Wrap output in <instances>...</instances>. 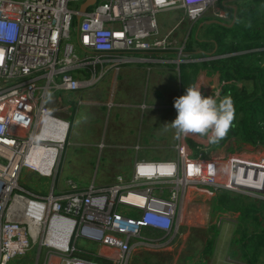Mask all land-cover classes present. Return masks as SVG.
Here are the masks:
<instances>
[{"label":"built area","instance_id":"built-area-1","mask_svg":"<svg viewBox=\"0 0 264 264\" xmlns=\"http://www.w3.org/2000/svg\"><path fill=\"white\" fill-rule=\"evenodd\" d=\"M85 1L0 0V264L25 258L36 246L50 249L43 264H55L53 259L58 264H97L75 256L79 240L102 248L111 245L118 256H97L113 264H130L134 254L152 246L150 234L167 237L163 248L173 246L186 225L192 186L264 201V153L254 158L234 155L225 147L229 132L217 143L199 134L178 136L174 151L182 166L138 160L114 186L83 187L69 180L68 191L47 197L16 193L24 169L56 181L71 126L50 108L57 91L74 94L97 86L108 71L119 72L122 65L134 63L130 53H169L177 48L172 37L184 21L196 22L210 10L217 18H227L225 11L215 10L218 0H97L76 24ZM171 9H180L183 19L167 35L158 36L157 15ZM185 48L184 43L177 49V60L187 58ZM173 64L180 70L183 63ZM86 69L92 78L81 81L74 73ZM216 91L223 97L238 88L223 79L208 96ZM60 108L69 110L65 105ZM53 146L58 153H48L45 161L51 170L43 173L30 161ZM141 149L138 146L136 152ZM18 201L38 207L15 211ZM41 206L42 212L34 211ZM33 223L51 225L54 232L39 241L40 234H32ZM114 236L124 239L110 242Z\"/></svg>","mask_w":264,"mask_h":264},{"label":"crops","instance_id":"crops-1","mask_svg":"<svg viewBox=\"0 0 264 264\" xmlns=\"http://www.w3.org/2000/svg\"><path fill=\"white\" fill-rule=\"evenodd\" d=\"M245 2L246 0H218L215 10L217 12L225 11L227 18L221 19L216 17V20L205 22L201 25V28L199 27L200 30L199 32H196L192 41L189 40L187 42V45L189 42L192 44V46L188 48L189 50L185 44L187 58L180 63H183L186 66L194 65L193 67L188 68L186 72L192 76L196 75L195 84L201 88L203 96L211 94L213 89L220 85L221 80H223L221 75L213 70L211 63H215L220 59H226L235 55L220 54L219 51L224 52L225 48L219 43V40L227 35L225 45L229 48L232 42L229 33L236 23V12L238 7L244 5ZM210 11H212V15H214L213 10ZM232 13L235 14L234 18L232 17ZM203 17L201 19H203ZM229 18H231V22H229L230 24L225 23ZM182 19L183 12L180 9H171L159 13L157 15L158 36L167 35L172 29L178 26ZM188 22L190 23L188 20L184 21L179 26V28L185 26L186 40L190 37L189 31H191V34L195 32V27H192V30L187 27ZM183 31L184 30H182L180 34L175 33L174 37L178 38L181 36ZM180 47L182 46H179L177 43V48H172L169 50V53L158 51L130 53L128 55L134 59L135 62L122 65L119 72L114 70L108 71L105 78L101 80L97 86L93 88H85L74 94H69L62 90L55 93L53 101L50 104V108L54 113L53 115L59 119L69 121L71 124L67 138L69 144L67 143L68 145H65L64 149H61L60 153V173L63 174V178L61 179V184L57 187L56 193L68 191L67 185L65 186L66 180L72 179L78 183L86 182V180L82 177L85 173L79 166L71 170L66 168L63 169V162L66 161V156L70 159H77L83 155L89 158L95 157L96 159H99L101 156L104 157L106 150L116 149L123 151L124 149L131 148L140 142V147L142 148L140 152L137 153L135 151L136 154L133 153V157L125 160L121 159V168L114 171L116 172V175H118L119 173H123L125 171H129L128 173L130 174V172H132L130 170H133L136 158L161 161L156 157L168 156L167 149L164 150L166 145H170V147L174 150L178 140L176 130L175 134H172L171 142H168V133L161 134L156 121H152V117L149 121H147V125L149 127L148 134L153 133L156 137H149L147 142H142V138H140L133 143L120 145V147H123L122 149L117 147L116 141L119 137L126 134H122L117 131L118 126L124 125L123 122L139 121V123H141L143 122L144 115L148 117L150 114H154V112H156L155 109H149L148 111L143 112L135 108L137 105L149 103L151 101H164L163 98H165L168 94V87L173 86V83H168L166 81V77L162 75L165 73V69L177 72L179 94L181 93L182 96L181 80L179 77L180 70L178 66L173 64L174 61L178 59L177 49ZM255 51H261V49H255ZM263 59L264 57L262 55L260 60L263 61ZM98 71L100 73L102 69L98 68ZM74 74L78 75L81 81H87L92 78L87 69L80 70ZM174 96L175 94L172 93L169 99H173ZM80 102L82 104H79ZM136 102L139 104H136ZM111 103L114 105L112 108L109 107ZM61 105H65V107H68L69 110L67 112L61 110ZM63 117L67 119H64ZM107 127H111L110 130L107 131ZM72 129H75L73 135L76 137L77 141L73 140L71 137ZM86 135H88L87 139L84 138ZM81 137H83V139H81ZM189 143L194 146L193 141H189ZM102 144L106 145V147L102 146ZM67 146L70 148L66 154ZM78 146L85 148L84 151L76 150L75 147ZM109 146H112V148ZM256 147L264 149L262 146ZM85 151L86 153H83ZM60 173L57 176V179L59 178ZM35 176H39L41 179L31 177V184L27 189H29V191H31L34 195L45 197L49 196L51 191L46 193L43 189V179L49 178L42 177L38 174ZM92 181L93 180H91L90 183ZM103 186L104 185H98V187ZM19 208H21V205H19ZM83 245L90 246L91 248L93 246H97L98 250L95 251V249H93L94 252H91L95 256L104 254L103 248L99 247L95 243L85 240V243L80 245V249H84L89 252L87 249L82 247ZM35 248L36 251L34 254H29L25 258L18 259L12 264H38L37 261L40 260L39 255L41 254L42 249H40L39 246H36ZM48 255L49 253L44 256L43 261Z\"/></svg>","mask_w":264,"mask_h":264},{"label":"rangeland","instance_id":"rangeland-1","mask_svg":"<svg viewBox=\"0 0 264 264\" xmlns=\"http://www.w3.org/2000/svg\"><path fill=\"white\" fill-rule=\"evenodd\" d=\"M249 1L250 0H246V2ZM234 16L235 14L232 13L233 18ZM259 17H262V13L259 15ZM216 19L217 18L214 17V15H212V11H208L204 15L203 19H200L195 23L188 22L187 27H189L190 29L192 27H195V32L193 34H191V31H189L190 37H188V40H186L187 38L185 36L186 34L184 29L185 26H182L180 28L178 27L175 31L176 34H180L182 30L184 31L182 32L181 36H179L178 38L172 37V39L176 43H178L179 46H182L184 43L187 46V42L189 40L192 41V39L196 35V32H199L202 24ZM261 19L263 20V18ZM229 22H231V18H229L225 23H229ZM73 41L76 43L75 38ZM181 60L183 61L184 59ZM174 63H180V61L176 60L174 61ZM162 75L166 77V81L168 83H173V86L168 87V94L165 98H163L164 101H160V102L151 101L149 103L140 104L135 107L136 109H139L143 112L148 111L149 109H155L156 112H154V114H150L148 117L144 115L143 122L141 123H139V121L137 122L125 121L123 122L124 123L123 126L117 127L118 132L122 134L126 133L124 136L119 137L116 141L117 147L119 149L123 148L120 147V145H127L129 143H133L139 140L140 138H142V142H147L149 140L148 139L149 137H156L155 134L153 133L148 134L149 127L147 125V121H149L151 117L153 118L152 121H156L158 129L161 132V134L168 133L167 141L171 142L172 134H175V129H173L171 125L168 124H171L177 116V112L174 108V101L176 98L181 96V93L179 94L176 71L165 69V73ZM244 84L245 82H243V85ZM241 86L242 83H239L237 85L238 90L241 89ZM244 88H246L248 91H252L253 84L247 82ZM175 89L177 90V93ZM172 93H174L175 96L173 97V99H169ZM136 104L139 103L136 102ZM110 128L111 127H107L106 130L108 131L110 130ZM74 130L75 129H72L71 131V135H72L71 137L73 140L77 141L76 137L73 135ZM84 138L87 139L88 135H86V137ZM230 138L231 140L226 143L225 147H229L233 151L234 155L237 156L245 155L246 158H254L264 153V149L261 147L255 148L252 147L251 145L249 146L240 142L239 141L240 139L238 138H234V137H230ZM81 139H83V137H81ZM67 143L69 144V142L66 141L65 145H68ZM140 145L141 143L139 142L135 146H132L131 148L128 149H124L123 151L116 149L106 150L104 157L101 156L99 159H96L95 157L89 158L84 155L80 156L77 159L75 158L70 159L67 158L66 156L65 157L66 161L63 162V169L66 168L71 170L79 166L85 173V175H83L82 177L84 178V180H86V182H80L82 185L79 183L81 186L84 185L83 187H87L90 184L91 180H93L91 183H94L96 185H104L103 187L114 186L119 176L129 174L128 173L129 171L119 173L118 175H116V172H114L121 168V159L125 160L133 157V153H135L136 148ZM102 146L106 147V145L104 144H102ZM109 147L112 148V146ZM53 148H55V146H53ZM69 148L70 147L67 146L66 154L68 153ZM217 148H221V147H217ZM75 149L78 151L79 150L84 151L85 148L78 146L75 147ZM166 149L168 156H157L156 158H159L161 161L177 162L180 166H182L181 163L177 161L178 155L173 150V148L170 147V145H166L164 150ZM86 151L83 153H86ZM213 151L214 153L217 152V150H213ZM138 160H142V159L136 158L135 163ZM147 161H152V160H147ZM60 162H59V167L56 168V172H55L57 176L61 171ZM36 174L38 173L29 169H24L16 193L25 194V195L31 194V191L27 189L31 184V177L41 179V177L35 176ZM57 176H56V181L54 178L43 179V183H44L43 189L46 193L50 191L51 193H54L57 190V187L61 184V179L63 178V174L60 173L58 179ZM69 180L65 181V186L67 185V181ZM206 188L208 187L196 189V187L192 186L189 189L187 196V202L189 204L187 206V213L185 215L186 221L184 222L186 223V225H183L181 227L180 235L178 236L173 246H167L166 248H163L165 243L164 238L167 237H165L163 234H159V235L156 233L150 234L149 236H147V238H149V240L151 241L149 244L152 246L147 247L145 248V250L139 251L136 254H134L132 256L133 258L130 264H246L242 260L238 247L235 244V240H236L235 237H237L236 231L238 229L237 223L235 221L237 214H231V213L228 214V213H220V212L213 214V210L211 209V204L213 205L214 197L217 194H215L212 190L209 191ZM168 194L169 191L166 190L164 192V196H168ZM190 204H195V205H190ZM51 219L52 218H49V220ZM49 232H54V227H51V225H46V226L41 225L39 228V234H40L39 241L45 239L46 234ZM66 236H67V232H64V234H62L61 236V242L66 240L65 238ZM121 239L124 238L119 236H114L110 239V242ZM84 243L85 240H79L78 241L79 247ZM98 246L101 247L100 245ZM82 247L87 249L89 252H94L93 249H95V251L98 250L97 246H93L91 248L90 246L83 245ZM108 247L109 248H103L104 254L102 255L118 256L117 253L111 249V245H108ZM35 249L36 248H33L30 254H34L36 251ZM41 249L42 252L39 255L40 260L37 261L38 264L44 263L43 258L50 251V249L46 246L41 247ZM53 261L55 264H58V261L56 259H53Z\"/></svg>","mask_w":264,"mask_h":264},{"label":"trees","instance_id":"trees-1","mask_svg":"<svg viewBox=\"0 0 264 264\" xmlns=\"http://www.w3.org/2000/svg\"><path fill=\"white\" fill-rule=\"evenodd\" d=\"M236 13V23L229 33L232 39L229 48L225 45L227 35L219 40L225 48L224 52L219 51L220 54L235 55L211 65L222 79L236 85L245 82L240 90L230 95L234 102L235 119L229 130V137L238 138L240 142L253 147H264V59L260 60L262 55L264 57V0H250L238 7ZM261 13L262 17H259ZM191 46L189 42L187 49ZM193 66H180L182 95L186 88L198 87L195 84L196 75L186 72ZM247 82L253 84L254 91L244 88ZM212 210L213 214H237L235 244L242 260L246 264H264V201L254 200L240 193L222 191L215 195ZM75 256L97 264H113L109 259L95 256L79 246Z\"/></svg>","mask_w":264,"mask_h":264},{"label":"clouds","instance_id":"clouds-1","mask_svg":"<svg viewBox=\"0 0 264 264\" xmlns=\"http://www.w3.org/2000/svg\"><path fill=\"white\" fill-rule=\"evenodd\" d=\"M146 107V106H144ZM177 116L171 124L177 136L199 134L207 136L210 143H217L229 132L235 119L232 97L216 91L203 96L201 88L191 86L174 101ZM165 125V126H168Z\"/></svg>","mask_w":264,"mask_h":264},{"label":"bare ground","instance_id":"bare-ground-1","mask_svg":"<svg viewBox=\"0 0 264 264\" xmlns=\"http://www.w3.org/2000/svg\"><path fill=\"white\" fill-rule=\"evenodd\" d=\"M75 19L77 20V17ZM178 54H179V52H178ZM179 61L181 62L182 60H179ZM46 126L48 127V126H50V124H47ZM65 127L67 129L68 126L65 125ZM45 149H47V148H45ZM45 149L44 150H41V152H38L37 153V156L35 158H33L30 162L33 163L37 167V169L40 170V171H42L43 173H49L50 170H51V168L47 166V162L45 161V157L46 156L47 157L49 156L48 153L54 154V156H56L57 153H58V151L55 150V148H53V147H51L49 150H45ZM19 205H21V208L24 211L27 210V209H29L30 211H32V209L38 207V205H36V204H32V206H28V205H25V203H23L21 201H18V202H16V204L14 206V210L15 211H19V209H20L19 208ZM34 211L42 212V206L38 210L35 209ZM39 228H40V226L37 223H33L32 224V234L34 236H37V234L39 233ZM65 241H62V243L65 242Z\"/></svg>","mask_w":264,"mask_h":264},{"label":"water","instance_id":"water-1","mask_svg":"<svg viewBox=\"0 0 264 264\" xmlns=\"http://www.w3.org/2000/svg\"><path fill=\"white\" fill-rule=\"evenodd\" d=\"M96 4L97 0H86L79 10V14L77 15V22L80 23L83 15L86 14L88 10L92 9Z\"/></svg>","mask_w":264,"mask_h":264}]
</instances>
